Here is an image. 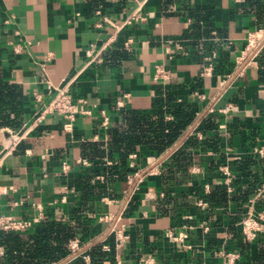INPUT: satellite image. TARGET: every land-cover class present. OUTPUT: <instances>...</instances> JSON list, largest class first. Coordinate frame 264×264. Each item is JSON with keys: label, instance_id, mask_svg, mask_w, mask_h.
Returning <instances> with one entry per match:
<instances>
[{"label": "crops", "instance_id": "1", "mask_svg": "<svg viewBox=\"0 0 264 264\" xmlns=\"http://www.w3.org/2000/svg\"><path fill=\"white\" fill-rule=\"evenodd\" d=\"M183 2L0 0V86L21 96L20 127L0 125L2 213L30 219L41 208L44 217L71 220L80 208L75 184L91 167L83 158V145L102 142L107 149L110 139L107 133L105 139L100 128L101 112L110 116L111 124L120 120L113 108L122 94L129 95L127 110L147 112L159 96L172 94L177 103L188 104L195 112L194 123L165 153L145 147L133 152L137 158L132 172L144 174L156 166L160 173L148 172L135 185L127 184L125 177L109 184L107 174L92 179V184H106L108 194L95 197L81 214L84 236L79 234L76 239L82 255L59 263L84 261L82 256L89 248L100 244L102 251L108 246L105 252L112 253V259L101 264H113L111 231L124 224L130 238L117 254L123 264H139L149 255L156 264H222L223 259L213 255L218 250L240 252L238 264H264V232L246 244L237 226L249 197L264 189V159L254 154L264 146V48L244 66L247 34L264 29H257L253 16L241 13L240 5L232 0H190L197 12L205 10L215 27L207 40H199L207 44L206 54L200 56L202 51L197 52L190 36L201 23L183 9ZM133 13L140 19L119 28ZM128 40L130 50L126 51L123 46ZM118 52L120 57H116ZM210 53H215L214 72L201 77L203 58ZM156 65L163 67L168 80H153ZM62 88H67L73 104L85 112L77 115L71 131L63 130L64 120L55 112L32 125L40 109ZM35 95L41 103L34 101ZM227 105L230 112L218 114ZM211 109L213 113H209ZM6 111L4 114L14 119V114ZM211 117L218 124L216 129L205 134L195 131L196 124ZM26 129L16 147L5 154L3 148L10 139L4 133ZM190 134L197 140L193 150L187 148L192 150V163L183 173L171 154ZM102 162V167L112 165L107 158ZM224 162L234 174L233 193L224 190L225 201H207L205 210L193 207L196 198L207 199L220 184L217 167ZM63 163L69 167L66 173ZM240 163L246 164L242 171ZM169 170L173 180L167 181L163 171L169 177ZM205 184L210 186L209 195L204 193ZM161 193L163 197H159ZM14 202L22 205L14 206ZM258 207H264V194ZM105 215L111 220L100 221ZM183 215L194 216L186 221L192 230L187 231L186 240L171 242L167 234L181 231ZM200 219L211 226L207 236L194 229Z\"/></svg>", "mask_w": 264, "mask_h": 264}, {"label": "trees", "instance_id": "2", "mask_svg": "<svg viewBox=\"0 0 264 264\" xmlns=\"http://www.w3.org/2000/svg\"><path fill=\"white\" fill-rule=\"evenodd\" d=\"M190 0H184L183 9L192 14V18L200 26L190 36L192 44L197 52L206 54L207 47L200 43V39L209 38L215 29L213 22L204 15L205 10L197 12L191 7ZM210 2L211 0H207ZM241 13L253 16L257 29H264V0H244L240 4ZM217 34H220L218 31ZM202 45V46H201ZM121 52L116 53L120 57ZM21 96L10 87L0 86V125H6L18 129ZM8 110L14 114L10 119L4 112ZM7 112V111H6ZM171 116V120H166ZM117 120L113 122L106 133L109 135L107 149L102 142H89L83 145V158L91 167L83 171L79 182L75 184V190L79 196L80 208L71 220L62 222L55 220L51 215L45 216L34 228L26 232L1 231V247L3 254L0 255V264H55L69 255L67 244L76 239L79 234L84 236V228L80 220L81 214L85 213L89 204L95 197L107 195L106 184L94 183L93 178L101 174L109 175V184L113 179L122 180L132 172L128 166V157L138 147H145L153 153L163 154L175 145L195 121V112L188 104L177 103L172 94H164L153 104L147 112L127 110L118 114ZM214 118H205L200 121L195 131L205 134L217 128ZM196 140L192 134L188 135L183 144L171 154L172 160L176 161L178 168L185 173L187 166L192 163V150L195 148ZM187 148H191L189 151ZM107 158L112 162L110 166H104L102 160ZM246 164L240 163L238 169L242 171ZM94 166H98L95 170ZM101 166V167H100ZM168 172V170H167ZM169 177L163 171L165 179L173 180L169 170ZM225 187L222 184L212 188L209 197L204 199L213 204L225 201ZM207 195V196H208ZM112 252V251H111ZM88 264H101L105 260H111L112 253L102 251L101 245L96 244L87 251ZM75 264H86L77 260Z\"/></svg>", "mask_w": 264, "mask_h": 264}, {"label": "built area", "instance_id": "3", "mask_svg": "<svg viewBox=\"0 0 264 264\" xmlns=\"http://www.w3.org/2000/svg\"><path fill=\"white\" fill-rule=\"evenodd\" d=\"M235 4L240 5L244 2V0H232ZM140 18L136 13L131 14L124 22L121 23L119 28L123 27L125 24H129L132 21H138ZM190 21V20H187ZM97 27H100V25H96ZM131 40H128L124 46L123 49L126 51H129ZM105 47V46H104ZM264 48V30H257V31H251L247 34V40H246V46L244 49L245 57H247V60L245 61L244 66L247 64H250L258 53ZM16 52L18 51L15 49ZM243 60V58H242ZM214 61H215V53H210L209 55L205 56L203 58V68L202 72L200 74L201 77H208L214 72ZM242 62H240L241 64ZM243 66V67H244ZM262 70L264 71V67H262ZM169 79V75L165 72L162 66L156 65L154 68L153 73V80L154 81H165ZM129 98L128 94H122L121 98L115 102L113 111L115 114H120L121 112L127 111L126 107V100ZM197 98L200 100L204 99L203 95H197ZM34 101L36 103H41V99L39 95L34 96ZM180 102V101H179ZM231 106L227 105L224 108L218 110V114L225 115L228 112H230ZM55 112L58 115H60L63 120V130L65 132H70L71 128L75 122V119L77 115L85 113L84 111H80L75 104H73L70 94L68 93L67 88H62L57 91L53 99L43 106L40 109V112L38 116L34 119L32 125H35L36 123H39L41 118L47 114ZM209 113H213V110H209ZM166 120H171V116H166ZM111 124V118L108 114L105 112H101V121H100V128L105 136L106 139V130L109 128ZM31 125V126H32ZM198 125L196 124L193 128L195 129ZM223 126H219V129H222ZM28 129H26L23 133H15L10 132L11 139L8 140V143L4 145V152L5 154L11 152L16 145L21 141L23 136L27 133ZM9 132V131H8ZM255 156H257L259 159H264V146L258 147L254 150ZM225 155H228L225 153ZM137 158L136 153L130 154L128 157V166L131 169L136 168L135 159ZM153 161V158H152ZM80 163L84 166H89L88 162L86 160H81ZM68 165L66 163L62 164V171L67 172L68 171ZM159 167H154L147 171L146 173H142L140 171H134L131 174H128L125 177V180L127 184L129 185H135L137 182L141 180V178L147 174L148 172L151 173H160ZM217 174L219 177V182L225 187V190L228 194L233 193V180H234V174L231 170L230 165L228 162H224L220 164L217 167ZM102 179V178H100ZM203 190L205 194H209L210 192V186L208 184H205L203 186ZM264 194V189H257L256 193L252 194L249 199L246 202L245 212L241 216L239 222L237 223V226L239 228L240 234L242 235L244 241L246 244H249L251 242L256 241L259 238V235L264 232V207H258V199L259 197ZM159 197H163V194H159ZM150 198H154L153 196H150ZM14 206L22 205V202H14ZM193 207L205 210L208 207V202L204 199L196 198L193 201ZM37 213L36 215L32 216L30 219H20L16 218L12 215L4 214L0 211V230L1 231H12V232H26L32 228L35 227L36 224H38L43 218L44 213L41 208L36 209ZM194 219V216L191 215H183L181 216L182 224L180 226L181 231L173 234L168 233L167 237L171 242H182L188 238L187 231L192 230L191 226H188L186 224V221ZM100 221H108L111 220V217L109 215H105L100 217ZM194 229H197L202 236H207L210 234L211 226L209 222L203 221L200 219V221L197 223V226H195ZM112 239H113V248L115 251V262L113 264H123L121 259L117 254H119L120 251H122L125 248V245L129 241V234L127 226L122 224L117 228H112L111 231ZM188 249H190V246H187ZM67 249L69 251L68 258H75L79 255H82V248L79 245V241L77 239L70 240L67 244ZM104 251H109L108 246H103ZM3 254V251L0 250V255ZM214 257H220L223 259L222 264H238V262L241 260L242 255L240 252L236 251H224V250H218L213 252ZM83 260L85 263H89V257L87 255H83ZM69 261V260H68ZM67 261H64L62 263H55V264H66ZM139 264H156L155 259L152 256H146L142 258L139 262ZM167 264H174V263H167Z\"/></svg>", "mask_w": 264, "mask_h": 264}, {"label": "water", "instance_id": "4", "mask_svg": "<svg viewBox=\"0 0 264 264\" xmlns=\"http://www.w3.org/2000/svg\"><path fill=\"white\" fill-rule=\"evenodd\" d=\"M4 134L6 135V138H7V139H11V137H10V134H9V133L5 132Z\"/></svg>", "mask_w": 264, "mask_h": 264}]
</instances>
